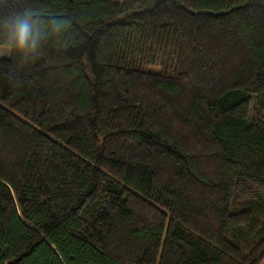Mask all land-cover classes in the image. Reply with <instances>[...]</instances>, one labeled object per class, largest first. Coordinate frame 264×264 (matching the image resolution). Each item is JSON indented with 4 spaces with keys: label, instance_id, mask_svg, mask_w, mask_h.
Instances as JSON below:
<instances>
[{
    "label": "trees",
    "instance_id": "obj_1",
    "mask_svg": "<svg viewBox=\"0 0 264 264\" xmlns=\"http://www.w3.org/2000/svg\"><path fill=\"white\" fill-rule=\"evenodd\" d=\"M21 10L66 28L0 59V264L264 260V0Z\"/></svg>",
    "mask_w": 264,
    "mask_h": 264
},
{
    "label": "clouds",
    "instance_id": "obj_2",
    "mask_svg": "<svg viewBox=\"0 0 264 264\" xmlns=\"http://www.w3.org/2000/svg\"><path fill=\"white\" fill-rule=\"evenodd\" d=\"M66 28L63 21H54L46 32L28 10L13 11L0 17V50L15 52L23 61L38 58L42 42L47 35H59Z\"/></svg>",
    "mask_w": 264,
    "mask_h": 264
},
{
    "label": "rangeland",
    "instance_id": "obj_3",
    "mask_svg": "<svg viewBox=\"0 0 264 264\" xmlns=\"http://www.w3.org/2000/svg\"><path fill=\"white\" fill-rule=\"evenodd\" d=\"M11 57V51L8 50H0V59H8ZM153 71H158L159 69L157 67H153L151 68ZM258 264H264V260H262L260 263Z\"/></svg>",
    "mask_w": 264,
    "mask_h": 264
}]
</instances>
